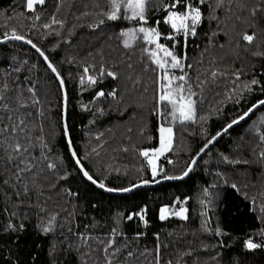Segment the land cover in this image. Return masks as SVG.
<instances>
[{
  "label": "trees",
  "instance_id": "1",
  "mask_svg": "<svg viewBox=\"0 0 264 264\" xmlns=\"http://www.w3.org/2000/svg\"><path fill=\"white\" fill-rule=\"evenodd\" d=\"M170 2L146 0L139 21L123 18V6L109 20L111 0H45L34 11L26 0H0V40L15 31L56 68L73 150L98 184L121 191L181 176L223 133L186 178L106 192L72 155L63 91L47 62L26 44L0 45V104L8 108L0 110V264H264V106L224 131L264 100V0H184L202 13L187 38L164 22L182 10ZM140 27L156 28L182 59L183 72L170 73L185 75L195 93L194 121H173L170 106L158 104L162 73ZM134 29L137 39L122 35ZM162 126L172 127L173 144L153 178L142 153L159 148ZM16 142L27 151L14 152ZM181 209L186 218L175 214ZM248 240L261 247L249 249Z\"/></svg>",
  "mask_w": 264,
  "mask_h": 264
},
{
  "label": "snow or ice",
  "instance_id": "2",
  "mask_svg": "<svg viewBox=\"0 0 264 264\" xmlns=\"http://www.w3.org/2000/svg\"><path fill=\"white\" fill-rule=\"evenodd\" d=\"M203 2V0H201ZM45 3V0H27L26 7L29 10L34 11V5L39 4L43 5ZM125 9L126 13H130V15H125L123 18L125 19H139V21H145V8H146V0H111V11L107 13V18L109 20H117L121 18V7ZM177 6H182L181 11H169L167 15V19L164 21L166 24L170 25L171 28L178 34H183L185 38H187L189 35L195 36L196 35V26L201 22L202 19V13L198 7H194L193 4H186L184 5V0H175L174 3L170 2L168 7L170 8H176ZM255 11V10H254ZM36 19H39V16L36 17ZM53 23H57L55 18L53 17ZM103 23V21H101ZM139 33L143 34V39L149 43L155 45V50L149 51V56L152 58L153 62L157 66L158 73H162V75H158V81L159 83V89L160 94L158 95V104L164 105V106H170V115L172 117V120L175 121L179 119L182 123L185 121H194L195 120V101L192 99V96L195 95V93L192 92L191 86L189 85L186 88V76L180 75L175 76L174 73H170V69H179L181 72L184 70V66L182 63V59L175 55L173 51L169 50L166 46L159 43L160 35L161 33L156 28H146V27H140L138 29ZM124 36H129L131 40L137 39L136 30L134 29L131 33L125 32L122 33ZM11 39L15 40H23L24 37L21 35H18L15 33V31L11 34ZM168 39H174L173 36L167 37ZM252 35H243V39L245 41L251 42L253 40ZM29 44H32L31 40L26 41ZM125 47H131V44L129 41H125L124 44ZM33 48H36L35 44H32ZM37 52L40 53L41 56H44V53L40 51L39 48H36ZM163 54L162 56L160 54ZM44 59L47 60V57L44 56ZM49 67L52 69L54 73L57 74L59 77V73L57 72L56 68L52 66L51 63H49ZM85 72H87V69H85ZM107 75L115 78V74L111 71L107 73ZM215 75V73H213ZM88 81L92 84L96 83L95 78L92 76L88 77ZM61 85H63V80L61 79ZM83 83V79L81 81ZM252 84H257L258 81L253 80L251 82ZM99 96H103L104 93L101 91ZM110 95L115 96V93H110ZM4 99L3 96H0V101ZM259 105H264V100H261L258 102L257 105L254 107H258ZM0 110L7 111V105L0 104ZM159 115H163L164 113L158 112ZM247 113L242 115L238 120H234L232 123H229L227 127L224 129V131H227L228 128H231L233 124L239 123L240 120H243ZM3 118L0 117V120ZM11 119V117H9ZM24 123L23 120L19 122L20 125ZM19 127V125H15L14 129ZM65 130L67 131V126L65 125ZM5 131H7V128H0V135H2ZM161 134V147L156 150L157 154L163 153L164 151L168 150L171 146V139L173 135V129L172 127H160L159 129ZM69 145H71V140L68 141ZM0 148H5V145L3 142H0ZM12 150L17 153L26 152L27 149L23 148V146L16 142ZM72 155L75 157L76 153L75 151L72 152ZM145 157L149 156L148 151H144L142 153ZM264 156V153L261 154ZM171 162V161H169ZM77 163L79 164V160H77ZM148 163L151 165V171L153 178L157 175V165L153 159H149ZM192 164H195V160L191 162ZM49 168L55 167L53 164H48ZM30 170L28 165H25V168L21 169V171ZM83 170V169H82ZM191 171V168H188L184 171L183 175L181 176H167L165 179H183L184 176L188 175V172ZM83 174L85 177H87L88 180H90L93 184L97 183L96 180L93 179L92 176L88 174L87 171H83ZM19 175V173H17ZM147 183V181H145ZM101 188H104V184L101 183L99 185ZM235 188L236 186L233 185ZM108 191H114V189H107ZM131 189H123V191H130ZM186 209H181L180 212L176 213V215H182L183 212H185ZM169 212V209L167 207L161 209V216L160 218L163 220L165 219V214ZM132 216H129V219H131ZM186 218V217H183ZM140 219H144L143 215H140ZM22 227V226H21ZM47 231V229H45ZM111 246V244L109 245ZM246 246L249 249H256L261 247V244L253 243L251 240H248L246 242ZM107 251V249H105ZM109 264H111V261H109Z\"/></svg>",
  "mask_w": 264,
  "mask_h": 264
},
{
  "label": "water",
  "instance_id": "3",
  "mask_svg": "<svg viewBox=\"0 0 264 264\" xmlns=\"http://www.w3.org/2000/svg\"><path fill=\"white\" fill-rule=\"evenodd\" d=\"M11 36H9V37H6V38H4V39H2V40H0V45H4V44H7V43H10V42H19V43H23V44H26V45H28L29 47H31L33 50H35L36 52H37V50H36V48H38L37 46H36V48H33L32 47V44H29V43H27L26 41H28L27 39H23V40H15V39H11L10 38ZM41 51V50H40ZM39 55H40V53L39 52H37ZM41 56V55H40ZM45 56V55H44ZM44 56H41L43 59H44ZM45 60V59H44ZM46 62H47V64L49 65V63H50V61L48 60V58H47V60H45ZM51 69V68H50ZM52 70V69H51ZM53 72V71H52ZM53 74L56 76V78L58 79V81H59V83H60V85H61V77H60V75H59V77L57 76V74L56 73H54L53 72ZM61 88H62V91H63V110H64V112H63V119H64V126L66 125L67 126V111H68V99H67V93H66V89H65V84H64V82H63V85H61ZM262 106H264V105H259L258 107H253L248 113H247V115L245 116V118L243 119V120H240L239 121V123L240 122H243V121H245L255 110H257L258 108H260V107H262ZM239 123H237V124H239ZM236 124V125H237ZM66 134H67V139H68V141H69V134H68V128H67V131H66ZM223 135V133H221V134H219L217 137H215V139H213L206 147H204L201 151H200V153L194 158V160H195V164H192L191 163V165H190V167L189 168H191V171L190 172H188V175L187 176H189V174L193 171V169H194V167H195V165L197 164V162L201 159V157L212 147V145L221 137ZM70 147H71V149H72V152L74 151L73 150V146H72V144L70 145ZM74 159H75V161H76V163H77V160H79L78 159V157H77V155H75V157H74ZM77 165L79 166V168L81 169V171L83 172V171H85V169L82 167V165H81V163H80V161H79V164L77 163ZM83 169V170H82ZM187 176H184L183 177V179L184 178H186ZM177 180H180V179H162V180H159V181H157V182H148L147 181V183H145V182H141V183H139V184H137V185H135V186H133V187H131V188H128V189H131L130 191H123V190H121V191H108L107 190V188H101L99 185L100 184H98V183H96V185H98L101 189H103L104 191H106V192H109V193H112V194H119V195H127V194H131L132 192H134V191H136V190H139V189H141V188H146V187H150V188H153V187H156V186H158V185H160V184H163V183H165V182H171V181H177Z\"/></svg>",
  "mask_w": 264,
  "mask_h": 264
},
{
  "label": "rangeland",
  "instance_id": "4",
  "mask_svg": "<svg viewBox=\"0 0 264 264\" xmlns=\"http://www.w3.org/2000/svg\"><path fill=\"white\" fill-rule=\"evenodd\" d=\"M26 4H27V0H26ZM36 5H37V4H36ZM34 7H35V5H34ZM160 55L162 56L163 54L161 53ZM160 139H161V136H160ZM172 140H173V135H172V139H171V146H172V144H173ZM171 146H170V148H169L168 150L164 151L163 153L157 154L156 151L153 152L151 155H149V156H150V159H153V160L155 161L156 165H157V160H158V158H159L160 156H163L164 154H166V153L171 149ZM160 147H161V143L159 144V148H160ZM159 148H158V149H159ZM157 173H158V165H157ZM155 177H158V176L156 175ZM178 212H179V211H178ZM178 212H175V214L178 213ZM168 214H169V212L165 214V219H166L167 217L170 216V215H168ZM185 215H186V211L183 212L182 215H178V216H180V217H184ZM160 216H161V212H160ZM163 220H164V219H163Z\"/></svg>",
  "mask_w": 264,
  "mask_h": 264
}]
</instances>
